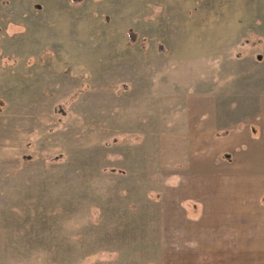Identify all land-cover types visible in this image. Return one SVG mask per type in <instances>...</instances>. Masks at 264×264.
I'll use <instances>...</instances> for the list:
<instances>
[{
    "label": "rangeland",
    "instance_id": "374dc122",
    "mask_svg": "<svg viewBox=\"0 0 264 264\" xmlns=\"http://www.w3.org/2000/svg\"><path fill=\"white\" fill-rule=\"evenodd\" d=\"M241 196L264 0H0V264H238Z\"/></svg>",
    "mask_w": 264,
    "mask_h": 264
},
{
    "label": "crops",
    "instance_id": "0c3cea01",
    "mask_svg": "<svg viewBox=\"0 0 264 264\" xmlns=\"http://www.w3.org/2000/svg\"><path fill=\"white\" fill-rule=\"evenodd\" d=\"M227 197V196H225ZM240 197V196H239ZM232 203H237L238 213L229 215V217L226 216V222L231 225L239 224L240 231L238 236L239 241V260L238 264H246L247 260L246 257L249 258V264H264V202L258 203L254 202V204L251 203L248 208L245 203H243L244 198L241 196L238 200L236 198H232V200L227 199ZM248 203H250V198L246 199ZM210 207L213 208V210L210 208V210L215 211V208L218 210H225L226 205L221 203H213ZM229 207H232L229 205ZM247 207V208H246ZM252 209V211H248V209ZM246 218H248V224H246ZM245 220V221H244ZM208 222H213V219H205L201 221L200 227L205 231L208 229V233H211V228L207 227ZM199 223V222H198ZM197 223V224H198ZM207 223V226L205 225ZM204 224V225H203ZM186 225V224H185ZM248 227V228H247ZM251 228H253V237ZM182 235H189V242L191 244L193 237L190 232H187V229L182 230ZM207 233V236H208ZM187 239V238H186ZM210 239H213V237H210ZM213 243V247L217 248V246L220 244L219 241L210 240ZM187 242V241H186ZM180 260L177 257V264H196L194 262L193 258V248L190 250H186V252H181L180 254H177ZM190 255V256H188ZM192 255V257H191ZM253 256L250 258V256ZM184 261V262H183ZM204 264H209L208 260Z\"/></svg>",
    "mask_w": 264,
    "mask_h": 264
},
{
    "label": "trees",
    "instance_id": "16d2710c",
    "mask_svg": "<svg viewBox=\"0 0 264 264\" xmlns=\"http://www.w3.org/2000/svg\"><path fill=\"white\" fill-rule=\"evenodd\" d=\"M72 2L78 3V0H72ZM128 35H130V33H128ZM130 39V42L132 43L134 38L130 37Z\"/></svg>",
    "mask_w": 264,
    "mask_h": 264
}]
</instances>
